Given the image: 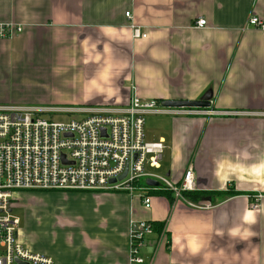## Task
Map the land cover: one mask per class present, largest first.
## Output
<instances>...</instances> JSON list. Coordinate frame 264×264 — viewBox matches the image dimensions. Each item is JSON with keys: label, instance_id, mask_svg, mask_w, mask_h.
Wrapping results in <instances>:
<instances>
[{"label": "crops", "instance_id": "1", "mask_svg": "<svg viewBox=\"0 0 264 264\" xmlns=\"http://www.w3.org/2000/svg\"><path fill=\"white\" fill-rule=\"evenodd\" d=\"M252 16L264 24V0H0V22L23 27L0 40V104L124 106L134 86L213 112L150 115L144 130L165 146L157 173L178 182L190 165L209 208L153 190L149 208L125 191H20L26 248L57 264H126L129 223L144 220L155 229L144 264H264V31Z\"/></svg>", "mask_w": 264, "mask_h": 264}, {"label": "built area", "instance_id": "2", "mask_svg": "<svg viewBox=\"0 0 264 264\" xmlns=\"http://www.w3.org/2000/svg\"><path fill=\"white\" fill-rule=\"evenodd\" d=\"M125 17L131 18L130 12ZM248 25L264 31L263 22L256 16L249 18ZM196 26H205V20H197ZM131 28L134 38L146 36L138 26ZM22 30L21 25L0 22V40L13 38ZM212 113L206 108L164 106L162 100L139 97L134 86L124 106L0 104V264H17V261L57 264L21 243L20 220L12 212L16 193L20 191H125L140 196L144 207L149 208V190L160 188L170 191L173 198L189 207L209 208L201 198L193 201L182 196V192L196 191L190 165L178 182L155 171L160 168L165 146L162 141L145 142L144 124L147 115L179 117ZM64 114L75 117L52 119L54 115ZM125 170V176L118 180ZM111 179L115 182L110 183ZM147 179L157 181L158 186L146 185ZM154 232L151 222L129 223L126 264L146 262L141 251ZM164 234L165 230H159L156 245Z\"/></svg>", "mask_w": 264, "mask_h": 264}, {"label": "water", "instance_id": "3", "mask_svg": "<svg viewBox=\"0 0 264 264\" xmlns=\"http://www.w3.org/2000/svg\"><path fill=\"white\" fill-rule=\"evenodd\" d=\"M162 105L168 106V107H182V106H186V107H208L209 104L206 101L163 100ZM63 158L64 157L62 156V159ZM126 171L127 170H125V172L121 176H119L118 180H121L125 176ZM113 182H115V179L110 180V183H113ZM146 185L152 186V187H157L158 182L155 180L147 179ZM202 199L210 200V198H208V197H203ZM17 264H26V263L17 261Z\"/></svg>", "mask_w": 264, "mask_h": 264}, {"label": "rangeland", "instance_id": "4", "mask_svg": "<svg viewBox=\"0 0 264 264\" xmlns=\"http://www.w3.org/2000/svg\"><path fill=\"white\" fill-rule=\"evenodd\" d=\"M60 87H62V88H64L65 86L64 85H62V86H60ZM65 116H61V115H54V116H52V119L54 120V121H59V120H68V118L67 117H75V116H68L67 114H64ZM45 118H49L50 116H48V115H45L44 116ZM153 118H155L154 116H149V115H147L146 117H145V126H144V130H145V132H146V135H147V137H149V132H150V130H149V127H152L153 125L151 124V122H152V120L151 119H153ZM157 118V117H156ZM156 172H157V170H155ZM16 206H14L13 207V214L14 215H16V217H18L20 220H22V218H23V216H22V214H23V211H22V209L20 208V207H16Z\"/></svg>", "mask_w": 264, "mask_h": 264}, {"label": "trees", "instance_id": "5", "mask_svg": "<svg viewBox=\"0 0 264 264\" xmlns=\"http://www.w3.org/2000/svg\"><path fill=\"white\" fill-rule=\"evenodd\" d=\"M170 191H166V190H161L160 188H155L153 189V194L155 195H164L166 197H168L170 195ZM237 194V193H234ZM233 192L228 191L226 192V195L230 196V195H234ZM212 195V193L209 192H202V191H192V192H182V196L185 198H188L190 200H195L197 198H202L205 196H210ZM170 198V196H169Z\"/></svg>", "mask_w": 264, "mask_h": 264}]
</instances>
